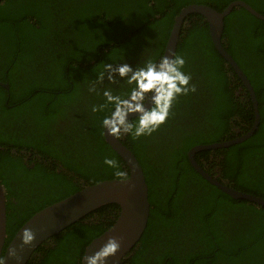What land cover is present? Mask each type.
Listing matches in <instances>:
<instances>
[{"label":"trees","instance_id":"16d2710c","mask_svg":"<svg viewBox=\"0 0 264 264\" xmlns=\"http://www.w3.org/2000/svg\"><path fill=\"white\" fill-rule=\"evenodd\" d=\"M234 0H0V179L7 191V239L37 211L84 186L129 176L106 141L111 110L88 92L131 87L115 69L159 60L175 17L187 5L222 11ZM264 14V0H244ZM223 44L251 80L260 124L248 139L204 150L196 160L222 183L264 198V20L243 7L225 18ZM175 56L195 91L173 101L151 134L116 135L139 159L149 186L147 228L123 264H264V206L235 199L202 176L188 152L248 132L255 120L243 82L216 49L201 14L182 28ZM133 123L135 119L133 118ZM108 156L119 167L103 163ZM117 171L122 173L117 175ZM117 204L104 205L43 243L28 264H82L87 245L110 228ZM2 258V257H1Z\"/></svg>","mask_w":264,"mask_h":264},{"label":"water","instance_id":"95a60500","mask_svg":"<svg viewBox=\"0 0 264 264\" xmlns=\"http://www.w3.org/2000/svg\"><path fill=\"white\" fill-rule=\"evenodd\" d=\"M236 7H243L253 15L264 20V14L244 0H234L222 11L203 3L187 5L175 17V22L162 57H175L181 40L182 28L189 15L196 13L205 17L216 49L239 76L251 96L255 120L252 128L241 136L211 144L193 146L188 152L189 159L193 167L203 177L233 198L248 199L264 206L263 197L232 188L222 183L196 160V154L200 151L226 148L248 139L256 132L260 124L259 100L254 86L223 44L225 18ZM0 85L6 88L10 87L8 82H0ZM129 115L134 116L135 114ZM104 133L106 141L128 165L129 176L121 179L102 180L86 185L73 194L37 211L17 230L4 254L3 250L8 236L7 191L0 179V258L2 257L5 260L4 264H17L14 258L7 255L11 248L17 249V254L21 258L19 264H28L35 251L43 243L60 234L63 230L81 220L92 211L107 204L119 205V215L110 228L87 245L82 257V264H123L124 259L138 244L147 228L151 211L149 186L144 169L134 152L118 138L116 133L109 134L105 127ZM26 229L31 231L34 239L30 244L20 247L21 234ZM113 244L117 246L113 247Z\"/></svg>","mask_w":264,"mask_h":264},{"label":"clouds","instance_id":"9594fccd","mask_svg":"<svg viewBox=\"0 0 264 264\" xmlns=\"http://www.w3.org/2000/svg\"><path fill=\"white\" fill-rule=\"evenodd\" d=\"M185 64L183 56L161 57L159 60H146L142 65L133 67L124 63L112 69L111 65H98V81L103 79L104 69L108 70V80L113 81L112 72L115 71L125 83L131 87L126 93H115L111 88L98 89L96 83L88 85V92L102 95L104 103L92 105V112L103 111L106 105H111L110 112L102 119V125L109 134L120 131L132 135L134 138L151 134L162 124L169 115L173 101L181 94L195 91L194 85H189L190 76L181 69ZM134 113V116L129 114ZM133 118L135 123H133ZM103 163L111 168L119 167L116 160L105 156ZM121 175L119 171L116 173ZM34 235L29 229L21 234V245L30 244ZM117 245L113 244V247ZM8 256L19 264L20 256L17 249L11 248ZM0 258V264H4Z\"/></svg>","mask_w":264,"mask_h":264}]
</instances>
